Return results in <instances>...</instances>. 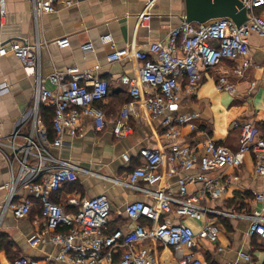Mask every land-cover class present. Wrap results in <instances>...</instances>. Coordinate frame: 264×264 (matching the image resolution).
<instances>
[{"label": "built area", "instance_id": "1", "mask_svg": "<svg viewBox=\"0 0 264 264\" xmlns=\"http://www.w3.org/2000/svg\"><path fill=\"white\" fill-rule=\"evenodd\" d=\"M35 19L45 13L76 5L80 0H30ZM247 8L248 20L237 25L230 17H219L205 23L183 20L172 27L166 39L152 41L147 50H114L108 60H120L125 56L141 62L134 75L123 74L121 81L128 85L133 101L126 103L120 114L112 120V132L117 137L130 134L132 104L144 98L145 106L154 119H160L162 135L167 139L180 137L181 129L196 127V113H180L179 93L189 95L198 90L204 73L222 65L226 60L234 62L228 71L219 73L216 86L220 91L237 94V79L244 78L253 64L249 37L257 34L264 37V0H241ZM6 1L0 0V19L6 16ZM151 14L139 15L141 26H149ZM104 43H114L111 33L101 37ZM67 46L69 40H60ZM40 45L26 39H0V56L12 54L18 58L26 72L36 82L34 105L30 119H24L14 129L8 142L0 139V147L10 150L13 161L19 164L16 172L11 167V182L5 209L15 217L30 214L32 198L19 197L25 190L40 203L44 225L32 237V246L50 243L57 248L51 256L54 264H163L158 250L160 245L174 250L177 264H209L199 257L195 249L198 240L217 242L220 235L216 216L243 218L249 221V232L264 238V191L254 193L257 206L250 213L214 208L211 199L234 200L238 193L247 191L221 174L210 177L207 172L217 169L238 168L248 154L254 156V171L264 177V136L255 138L257 128L252 122H237L240 129V145L234 151L213 139L198 141L192 145L173 142L166 149L145 146L139 150L140 164L124 177L111 181L125 188L139 191L154 200L150 205L143 199L129 202L124 209L133 223L129 229L109 230L111 203L106 194L91 197H70L68 203L76 207L69 214L53 196L64 185L77 181L80 173L98 174L89 171L70 159L52 152L61 149L66 136L81 132L82 117L93 121L98 131L107 128L109 120L100 105L110 93L107 79L95 77L88 70L71 67L66 72L55 71L43 77ZM85 52H93L92 43L82 46ZM50 81L54 88L47 86ZM258 81L251 80L245 93L251 95ZM7 81L0 83V96L11 92ZM54 108L52 119L53 136L46 125L41 107ZM27 123L29 124L26 126ZM130 161V156L124 154ZM198 166L199 175L181 174ZM177 176V190H170V178ZM196 179L204 182L203 196L190 193L189 185ZM171 212L180 218L205 220L199 232L184 222L162 220ZM179 218V219H180ZM223 250V247H219ZM119 255L116 261L115 256ZM245 264H253L252 257L239 252ZM12 264H40L37 259L20 256ZM224 264H236L227 261Z\"/></svg>", "mask_w": 264, "mask_h": 264}, {"label": "crops", "instance_id": "2", "mask_svg": "<svg viewBox=\"0 0 264 264\" xmlns=\"http://www.w3.org/2000/svg\"><path fill=\"white\" fill-rule=\"evenodd\" d=\"M5 1L7 14L2 21L0 19V39H26L32 44L39 41L43 77L47 79L56 70L66 72L77 66L95 77L107 79L110 84V93L100 104L109 120L107 128L96 130L93 121L84 116L81 119V132L76 136H66L63 147L52 150L54 154L98 173H80L77 181L64 185L54 193L53 197L69 214L76 212V207L68 203L70 197L106 194L112 208L109 230L129 229L134 225L124 212L125 206L138 199L153 205L154 200L112 182L111 178L124 177L138 166L142 147L166 149L176 141L192 145L213 139L236 151L240 145V129L234 126L237 122H252L257 128L255 138L264 136V37L257 34L249 37L253 64L246 70L244 78L237 79L240 89L237 94L220 91L216 86L219 73L228 71L234 65L230 60L205 72L195 94L179 93L178 112L197 114L194 129L184 126L179 138H165L160 119L152 117L142 97L132 104L130 134L120 138L112 132V120L126 103L133 101L129 87L121 81V76L134 75L141 62L132 56L110 61L108 55L115 49L122 52L147 50L150 42L166 39L170 29L184 20L185 0H80L72 7L45 13L37 20L30 0ZM142 12L151 14L149 26H141L139 15ZM108 33L113 36V44L101 40ZM64 38L69 40L67 46L60 44ZM86 43L93 44V52L86 53L82 49ZM251 80L258 81V86L248 95L245 90ZM3 81H7L12 88L9 94L0 96V139L8 142L19 122L30 119L36 82L26 74L21 61L12 54L0 56V83ZM46 84L54 88L50 81L47 80ZM28 125H25L26 130ZM124 154L130 156V161L124 159ZM12 162L17 172L19 164L13 161L10 150L0 147V264H12L22 255L37 259L40 264H54L51 260V256L57 252L54 245L41 243L34 247L30 243L44 225L38 199L25 190L19 194V197L32 198L34 202L30 214L21 218L5 209ZM181 174L197 176L198 166ZM207 174L210 177L225 174L250 194L242 198L237 195L236 199L229 201L211 199L210 205L214 208L250 213L257 206L254 193L264 191V177L256 175L254 156L251 154L246 155L244 163L238 168L217 169ZM177 178H170L172 192L178 188ZM203 186L204 182L196 179L189 185L190 193L203 196ZM168 217L171 222H184L196 232L205 223V220L180 218L174 212L167 217L163 215L162 220ZM216 220L220 227L219 240L214 243L199 239L195 249L199 257L209 264H224L227 261L245 264L239 257V252L244 251L251 255L253 264H264V238L250 234L247 219L219 215ZM219 247H223V250ZM158 254L163 264H177L171 247L160 245ZM118 259L119 255H116L115 260Z\"/></svg>", "mask_w": 264, "mask_h": 264}, {"label": "water", "instance_id": "3", "mask_svg": "<svg viewBox=\"0 0 264 264\" xmlns=\"http://www.w3.org/2000/svg\"><path fill=\"white\" fill-rule=\"evenodd\" d=\"M187 22L205 23L219 17H230L237 25L248 20L247 8L241 0H185Z\"/></svg>", "mask_w": 264, "mask_h": 264}, {"label": "trees", "instance_id": "4", "mask_svg": "<svg viewBox=\"0 0 264 264\" xmlns=\"http://www.w3.org/2000/svg\"><path fill=\"white\" fill-rule=\"evenodd\" d=\"M41 113H42V116H43V119L46 123V125L49 127L50 129V132L53 136V128H52V119H53V115H54V108L53 107H47V106H42L41 107ZM250 195L249 192H246L245 194H241V193H238V197H243L244 195Z\"/></svg>", "mask_w": 264, "mask_h": 264}, {"label": "rangeland", "instance_id": "5", "mask_svg": "<svg viewBox=\"0 0 264 264\" xmlns=\"http://www.w3.org/2000/svg\"><path fill=\"white\" fill-rule=\"evenodd\" d=\"M32 101H33V100H32ZM32 105H33V103H32ZM30 108H32V106H31Z\"/></svg>", "mask_w": 264, "mask_h": 264}]
</instances>
